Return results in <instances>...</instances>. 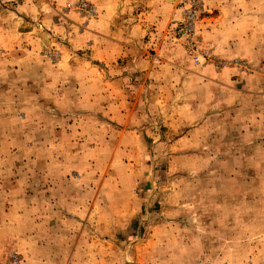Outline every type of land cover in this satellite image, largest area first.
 Here are the masks:
<instances>
[{"label":"rangeland","instance_id":"obj_1","mask_svg":"<svg viewBox=\"0 0 264 264\" xmlns=\"http://www.w3.org/2000/svg\"><path fill=\"white\" fill-rule=\"evenodd\" d=\"M186 1L0 0V264H264V0Z\"/></svg>","mask_w":264,"mask_h":264},{"label":"built area","instance_id":"obj_2","mask_svg":"<svg viewBox=\"0 0 264 264\" xmlns=\"http://www.w3.org/2000/svg\"><path fill=\"white\" fill-rule=\"evenodd\" d=\"M179 16L173 18L170 24V32L175 38L183 41L184 48L196 62H204L207 53L199 49L200 41L197 36V20L201 11L198 0H187L182 6ZM209 55V54H208Z\"/></svg>","mask_w":264,"mask_h":264},{"label":"crops","instance_id":"obj_3","mask_svg":"<svg viewBox=\"0 0 264 264\" xmlns=\"http://www.w3.org/2000/svg\"><path fill=\"white\" fill-rule=\"evenodd\" d=\"M150 3H151V2H148L146 5H150ZM144 5H145V4H144ZM145 13H146V12H145ZM143 25L146 26L145 22H144ZM1 217H2V220H0V221H2V222H1V225L6 224V221H7V220H6L5 216L2 215Z\"/></svg>","mask_w":264,"mask_h":264}]
</instances>
